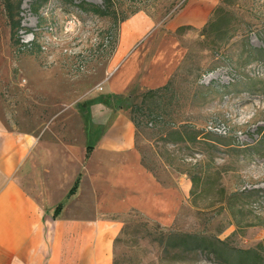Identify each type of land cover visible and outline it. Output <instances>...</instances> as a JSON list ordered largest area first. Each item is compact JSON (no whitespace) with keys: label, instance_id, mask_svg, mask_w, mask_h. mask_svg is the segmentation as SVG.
I'll use <instances>...</instances> for the list:
<instances>
[{"label":"rangeland","instance_id":"rangeland-1","mask_svg":"<svg viewBox=\"0 0 264 264\" xmlns=\"http://www.w3.org/2000/svg\"><path fill=\"white\" fill-rule=\"evenodd\" d=\"M80 1L0 0V127L61 152L123 134L125 123L138 120L137 150L163 187L179 189L181 204L169 224L137 209L111 214L128 225L114 246L116 264H158L160 249L147 233L157 229L256 248L264 240V0H220L207 32L176 28L189 0H113L119 17L127 16L114 49V19L83 11ZM7 4L21 22L15 35ZM135 18L142 31L115 61L123 25ZM132 58V72L110 89ZM157 70L171 87L145 96L156 89L148 81ZM151 112L163 115L165 125H152ZM179 124L197 138L168 136ZM69 161L70 168L82 166L74 156ZM177 256L163 262L183 264ZM184 264L215 263L197 253Z\"/></svg>","mask_w":264,"mask_h":264},{"label":"crops","instance_id":"crops-1","mask_svg":"<svg viewBox=\"0 0 264 264\" xmlns=\"http://www.w3.org/2000/svg\"><path fill=\"white\" fill-rule=\"evenodd\" d=\"M219 1L189 0L176 28H203ZM143 24L124 23L115 61ZM135 64L129 60L109 88L121 86ZM157 71L148 81L153 88L165 85L166 72ZM98 110L95 104L94 123ZM135 130L130 121L123 134L55 153L34 136L0 127V264H113L122 222L111 214L137 209L173 223L181 192L163 187L143 165ZM70 156L82 166L70 168Z\"/></svg>","mask_w":264,"mask_h":264},{"label":"trees","instance_id":"trees-1","mask_svg":"<svg viewBox=\"0 0 264 264\" xmlns=\"http://www.w3.org/2000/svg\"><path fill=\"white\" fill-rule=\"evenodd\" d=\"M63 1V0H62ZM70 4H74V0H66ZM113 0H103V5H96L87 0H81L78 7L83 11L91 12L97 16L101 17H112L114 19L115 29L111 34L109 40V45L111 49H114V45L117 42L118 37V25L121 22H124L127 19V16L122 15L119 17L118 11L113 7ZM8 11V17L10 20L11 32L12 34H17L20 29H22L20 19L16 18V14L12 10L11 4L6 5ZM18 7L17 9H19ZM37 12L38 8L34 9ZM212 25V24H211ZM211 26H204L202 31L207 32L211 30ZM191 26H181L179 30L191 29ZM17 42H20V39H17ZM172 81H169L166 85L147 90L144 95L146 96H156L159 95L161 91L170 89ZM110 97H118V95H111ZM151 118H149L150 123L154 126L162 127L165 125V118L160 113H152ZM135 127L139 128V122L137 119L133 118ZM176 127V125H173ZM178 126V125H177ZM188 125L179 124V126L172 132H168V136L175 135V141H192L197 138V134L189 128ZM88 153L91 151V147L87 148ZM142 163L146 167V164L142 158ZM147 168V167H146ZM148 169V168H147ZM74 191V188L73 190ZM58 210V208H57ZM145 226L148 225V222H145ZM128 225L122 227L119 235L116 237L114 246L116 243L122 241L123 237L126 235ZM148 237L153 236L150 241H153L157 244L160 249V257L158 264H168L163 262V259H166L172 255L173 252L178 254V263H188L193 260L194 255L199 253L201 254L207 262L215 264H264V240L261 241L256 248L241 249L232 247L226 240H223L215 236H206L200 235L197 233H188V232H178L173 230H158L155 234H151L150 231L147 232ZM137 234V231H134V235ZM170 259V258H169ZM169 262V261H168ZM113 264H116V261L113 260Z\"/></svg>","mask_w":264,"mask_h":264},{"label":"built area","instance_id":"built-area-1","mask_svg":"<svg viewBox=\"0 0 264 264\" xmlns=\"http://www.w3.org/2000/svg\"><path fill=\"white\" fill-rule=\"evenodd\" d=\"M211 128V127H210ZM212 129V128H211Z\"/></svg>","mask_w":264,"mask_h":264}]
</instances>
